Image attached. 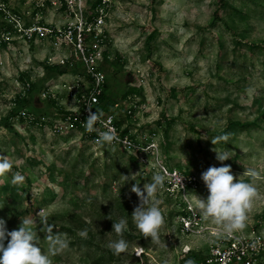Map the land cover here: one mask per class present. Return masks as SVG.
Masks as SVG:
<instances>
[{"label":"rangeland","instance_id":"1","mask_svg":"<svg viewBox=\"0 0 264 264\" xmlns=\"http://www.w3.org/2000/svg\"><path fill=\"white\" fill-rule=\"evenodd\" d=\"M8 1L20 8L26 2ZM108 26L110 95L124 103V114V94L137 90L140 107L134 116H122L123 125L145 145L156 142L158 150L139 158L19 119L14 111L22 108L52 120L64 115L71 104L63 80L71 74L54 73L58 65L48 62L50 48L43 43L28 49L23 43L0 45V155L13 165L0 176V217L8 229H18L23 218L35 220L40 246L53 264H95L97 250L106 253L102 264H185V244L195 248L196 257L188 258L193 262L218 240L221 226L200 214L199 229L183 232L180 195L166 187L157 194L165 221L159 242L144 237L133 220L140 201L132 185L143 189L151 182L158 160L198 177L201 187L190 192L192 201L209 194L204 171L231 165L237 179L258 190L240 231L264 224V0H114ZM22 78L35 86L26 100ZM49 88L53 95L46 98ZM239 122L255 125L243 129ZM224 134L226 142L213 143ZM216 150L231 158L219 161ZM17 173L25 179L13 184ZM133 174L137 181L125 182ZM39 217L69 240L67 249L50 251ZM121 218L129 248L117 255L110 244L120 238L113 224Z\"/></svg>","mask_w":264,"mask_h":264},{"label":"built area","instance_id":"2","mask_svg":"<svg viewBox=\"0 0 264 264\" xmlns=\"http://www.w3.org/2000/svg\"><path fill=\"white\" fill-rule=\"evenodd\" d=\"M114 0H26L23 7L0 0V45L14 47L23 43L24 48L43 43L50 48L48 62L58 65L71 74L65 79L63 87L71 104L64 115L54 120L46 114L36 115L26 108L18 111V118L28 123L50 128L59 135H79L97 147L120 148L140 158L145 149L156 153V142L147 145L138 140L137 132L123 125L122 116H134L139 108L137 93L128 95L124 102V114L120 110L123 102H115L111 110H106L101 100L108 80L105 66L114 60L107 47L112 40L108 26L113 10ZM25 48V49H28ZM68 74V75H69ZM25 79V78H24ZM23 80V79H22ZM21 86V97L25 98L32 87V80L27 78L18 83ZM49 88L43 92L44 97H51ZM17 104V102H15ZM68 104V105H69ZM103 113V122L96 125V130L89 132L85 122L90 112ZM54 117V116H52ZM118 122H122L120 125ZM107 127H114L119 141L112 144L100 143L99 133ZM143 162L147 163L145 158ZM157 171L167 170L168 178L165 187L183 198V212L180 213L181 230L186 233L199 229L200 214L189 207L190 192L201 187L198 177L179 169L170 168L158 160ZM162 166V167H161ZM203 257L188 261L195 254V248L185 244L182 254L186 264H264V224L251 227L249 230L237 231L232 237L219 235Z\"/></svg>","mask_w":264,"mask_h":264},{"label":"clouds","instance_id":"3","mask_svg":"<svg viewBox=\"0 0 264 264\" xmlns=\"http://www.w3.org/2000/svg\"><path fill=\"white\" fill-rule=\"evenodd\" d=\"M102 122V112H90L85 126L89 132H92L96 130V125ZM99 136V142L102 144L110 145L120 139L114 127H107V130L100 132ZM221 140L226 142L228 135L216 137L213 143L216 144ZM216 158L223 162L231 158V155L227 151H217ZM12 166L9 159L0 155V176L8 173ZM162 172L163 174L156 172L151 182L144 184L143 189L139 187L138 182L133 184L131 189L140 201L132 213L136 227L144 237H151L155 242H159L160 229L165 222L157 198L158 192L165 187L168 178L167 170L163 167ZM250 174L254 178L259 175L255 170H250ZM124 177L125 182L136 180L135 174ZM24 179L23 175L17 173L13 176L12 183H22ZM202 179L209 194L206 198L196 195L195 201L188 202L189 207L206 218H212L217 225H220L219 235L232 237L235 232L243 230L246 227L248 213L253 207V201L258 195L256 186L240 178L237 179L231 170V165L228 164L209 167L202 173ZM39 222L45 227L52 253H61L69 247L70 242L67 238L53 234V228L48 225L46 217H39ZM34 223L36 221L31 218H23L18 229L9 230L7 220L0 217V264H53L49 252L44 251L40 246L37 231L33 228ZM126 226L127 221L123 218L113 224V230L120 238L112 241L110 247L117 255L126 252L129 248V242L124 238ZM80 235L86 236L87 232L82 231Z\"/></svg>","mask_w":264,"mask_h":264},{"label":"trees","instance_id":"4","mask_svg":"<svg viewBox=\"0 0 264 264\" xmlns=\"http://www.w3.org/2000/svg\"><path fill=\"white\" fill-rule=\"evenodd\" d=\"M2 28H3V23L0 21V31L2 30ZM114 61H112V62H110V63H108L106 66H105V69H106V71H109V67L111 66V64L113 63ZM62 68L60 67V66H58V67H55L54 68V73H56V72H59V73H62ZM107 76H108V73H107ZM22 79H24V78H22ZM33 87H35L33 84H32V87H31V89H30V91L32 92L33 91ZM109 89H110V85H109V80H107V84H106V90H105V93L101 96V100H102V102H103V104H104V108L106 109V110H111L113 107H114V104H115V99L113 98V97H111V95H110V92H109ZM134 93H138L137 92V90H131V89H128L127 90V92L124 94V98H126L128 95H130V94H134ZM24 100H26L25 98H24ZM23 99L22 100H20L21 102L22 101H24ZM19 111V110H18ZM18 111H14V112H18ZM62 113V112H61ZM120 125H122V122H118ZM238 125L241 127V128H243V129H245V128H247V127H249L250 125H255V123H247V124H242V123H238ZM94 255H93V257H94V261H95V264H102V263H104V261H105V259H106V253H105V251L104 250H97V251H95L94 253H93ZM193 255H195V257H196V254H193ZM193 255H191V257L193 256ZM190 257V258H191ZM189 262H191V260L189 261ZM186 264V263H185Z\"/></svg>","mask_w":264,"mask_h":264}]
</instances>
